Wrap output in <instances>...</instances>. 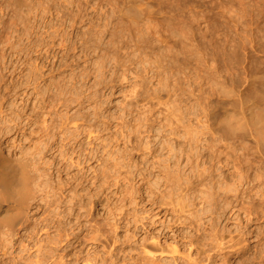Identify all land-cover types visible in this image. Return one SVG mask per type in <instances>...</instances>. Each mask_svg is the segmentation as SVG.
Masks as SVG:
<instances>
[{
	"label": "rangeland",
	"instance_id": "rangeland-1",
	"mask_svg": "<svg viewBox=\"0 0 264 264\" xmlns=\"http://www.w3.org/2000/svg\"><path fill=\"white\" fill-rule=\"evenodd\" d=\"M17 1L24 3L18 6ZM221 12L226 17L215 16ZM70 40L77 46L65 54L63 48ZM47 50V55L55 58L49 57L48 61L54 62L44 66ZM21 56L23 63L18 68ZM260 109H264V15L258 16L248 5L213 7L206 0H184L182 5L177 0H0V115H22L25 129L27 115H89V120L97 115L101 136L107 134L103 121L111 120L114 155L122 165L117 167L119 180L113 188V264H192L194 260L195 264H205L202 252L210 237L202 239L203 230L195 226L198 220L201 223L197 224L204 225L210 213H203L200 201L194 204V195L200 196L211 184L210 177L208 181L205 175L206 180L196 176L199 170L206 174L205 165L212 166L207 162L212 151L219 147L224 151L221 133L226 135L224 142L236 143L235 151L229 169L222 168L225 158L219 159L222 165L218 159L213 161L221 168L214 175L217 179L219 171L230 173L234 167L240 175H249L246 185L254 189L250 199L245 198L246 206L240 207L248 205L254 207L252 212L259 211L251 217L255 220L248 229L254 232L244 236L243 243L250 245V251L244 258L235 256L231 263L257 256L256 264H264V179L260 180L264 178V145H255L251 137L241 140L239 135L247 133L241 130L249 132L248 125L246 130L244 125L239 128L235 124L233 128L238 130L232 129L233 133L223 121L230 115L242 117ZM193 126L201 135L213 138L207 142L211 152L194 151L198 161L193 158L191 163L184 152L188 150L185 137ZM36 129L32 126L29 130ZM173 130L180 137L176 143ZM12 139L17 140V147L13 150L4 144L6 153L10 150V154L20 156L31 151L28 139L21 140V132ZM150 150L155 154L149 155ZM165 172L171 179L166 180ZM90 206L86 208L87 219L99 223V240L79 247L88 260H75L71 254L67 264H104L105 212L102 205ZM241 212L237 214L245 222ZM237 223L225 219L221 227L233 229ZM174 248L176 253H172Z\"/></svg>",
	"mask_w": 264,
	"mask_h": 264
},
{
	"label": "bare ground",
	"instance_id": "bare-ground-1",
	"mask_svg": "<svg viewBox=\"0 0 264 264\" xmlns=\"http://www.w3.org/2000/svg\"><path fill=\"white\" fill-rule=\"evenodd\" d=\"M206 1H208V4L212 5L213 7H217V6L223 7L229 5L243 7L245 5H248L252 8H255L258 11V16L264 15V0H206ZM177 2L179 5H182L184 0H177ZM17 3L18 6L19 5L22 6L24 2L17 1ZM181 13L182 16H184V13L182 11ZM215 16H217L218 18L226 17V15L223 12L217 13L215 14ZM74 44H75L74 41H71L66 47L63 48L65 50L64 51L65 54H69L70 50L73 47L75 48V46H77V44L73 46ZM47 52L48 50L46 51V55ZM23 56L25 57V55ZM47 56L48 57H46V60H44L41 65L44 66L46 64L51 65L54 62V61L51 62V60L48 61L49 57H53L51 53ZM21 58L22 56L18 59V63H20L18 64V68L23 63V62L21 63L22 61ZM73 62L74 61H72V63ZM76 84L77 83H75V85ZM66 88H68V86ZM70 89H71V85L68 90L70 91ZM46 97L48 96L46 95ZM88 117L89 115H27L28 129H25V127H23L22 124L23 123L22 115H6V116L0 115V264H67L66 259L70 257L71 254L72 257H74L73 259L80 260L81 258V260L85 262V260H88L89 258H86L85 255H83L84 251L82 249H79V247H81V245L82 246L88 244L92 245L94 242H97L96 240H99V238L97 239L99 231H101L99 230V223L97 221H95L97 224L96 223L94 224L92 220L87 219L89 216V212L87 214L86 208L89 207V205H91L92 207H95L96 205L103 206L105 212L103 218L104 229H105L104 245L107 246L106 247L107 249L104 248V250H106L105 252L106 256L104 255L105 259L104 258L103 259H104V264H113V253L115 249L111 245L112 237H113L112 232L114 228L113 219L115 214L113 212V210H115L113 208V204H114L113 188L116 182H118L119 180L118 177H116L117 167H120L122 165H120L121 163L120 161L118 162V159H115V155H114V150L112 145L111 120L109 118H106L107 120L103 121L102 124L104 125V130L105 131L107 130L106 132L107 134L101 136L99 130H97L98 126L96 125L97 115H94L92 120L91 119L89 120ZM226 118H224L225 120L223 119V121L226 124L224 126L230 128L228 132L231 131L232 129L238 130L236 128H233L236 127L237 125L239 128L243 127L244 125L243 128L247 130V128H245L246 127L245 124H246L248 125L247 127L249 128V132L245 130H241L243 132H247L239 135L241 136V138L243 136V139L241 140L250 139L249 137H251L253 139V140L251 139L252 143L254 142L255 145H261L259 147L262 148V145H264V109H260V111L258 112L251 110V114L242 115V117L241 116L236 117L235 115L232 116L230 115V117H228L227 119ZM186 119L185 122L188 121L189 118L187 120ZM181 121L182 120L177 119L178 123H180ZM32 126H35L37 129L30 131L29 129ZM170 126L171 128L173 127V129L175 127L174 125H170ZM184 127L185 126H183V128ZM193 128L194 126L192 127V130H189L187 132V137H185L186 140L188 141V147H187L188 150L185 149L186 152L184 153L186 154L185 156L186 158H188L187 160H189V162H191V159L194 158L196 153L199 154L201 152L200 149L202 151L204 150L208 151L209 150V146L207 145L209 143L208 141H211L209 139L213 138L207 136L205 137V134L201 135L199 132H197L198 130L195 131L193 130ZM22 131H24L25 133H23ZM19 132H21L22 134L21 140L28 139L27 144L30 143L29 147L31 151L26 153H21L20 156H14L13 154H10L11 152L10 150L8 151L9 153L8 152L6 153L2 149V146L6 144L10 146V148L12 147L13 150L16 149L17 145H15V143L17 142V140L13 141V139L11 140V137L12 135H15ZM177 132L178 131H176L175 133L174 131L172 133V135H175L176 137L175 143L176 140L178 141L177 138H180L177 136ZM217 135L219 134L217 133ZM234 135L236 134H233L232 137H234ZM219 136H221L220 144L222 141L223 143H225V148L223 147L224 151L219 150L220 147L216 148L215 151H212V153L209 154L207 160L208 164L210 163L212 164V166L205 165L208 166V170L206 169L207 171H205L207 175L205 173H202V170L201 171L199 170L198 175L196 176L200 180L203 179L205 176H207L208 178L205 177V180L207 178L208 181L210 177L211 187L207 186L210 187V189L207 188L208 189V190L206 189L207 191L204 189L203 190L204 192H201L202 191L201 189L203 188H199L201 190L200 196H197L196 194L197 192L196 193H194V191L192 192L193 194H196L194 195L195 196L194 202L198 200L202 203V205H204L203 208H201V210L205 214L210 213V216H208V218L210 219L205 221L204 223L202 222L204 225L197 224L198 222H200L198 220L195 227L198 228V230L200 231L203 230V232L200 235L202 239H204V237H206V239L210 237V241L208 240L209 243L206 244L207 249H203V252L201 250V252L205 254L204 257V259L206 260V262H204L205 264H234L231 263V261L235 256L239 258L240 256L242 257L247 256V253L250 251V245L243 243L245 242L244 236H246L247 238L252 232H254V231H249L248 229L252 225L251 223H253V221L255 220L254 218L251 217H253V214L257 211L252 212V210H254L253 209L254 207L248 208V205L247 208L240 207L241 205L246 206L245 198L250 199L249 197L251 194L250 192L254 189V186L252 187V185L250 186L249 184L248 186L246 185L247 183H249L248 182V180L250 179V178L248 179L249 175L242 176L243 173L240 175L241 172L239 173L238 168L234 167L233 169L234 171L230 170L231 171L230 173H226L228 172L227 170L224 173L223 171H219L222 173L220 174V177L216 179L214 175L215 170L216 169L220 170L221 168L214 166L215 164L213 165V161L215 159L219 160L225 158L224 162H226V164L223 162L225 165H222L220 163V160L219 163L220 165H222V168H224L225 166L228 167V163L231 162L230 160H232L230 159V157L234 156L235 150L233 148V145L236 144V143H233V145H231L232 143L228 144V141H226L227 142L226 144V142H224L226 139L225 133L223 134L221 133V135ZM236 136H237L236 139H238L239 136L238 135ZM203 140L205 141L204 142L205 144H202ZM170 142H172V139ZM165 145L166 144H164V146ZM167 145L166 148L169 147V145L168 146ZM243 147L246 146L244 145ZM259 147L257 149H259ZM249 148L250 147H248V149ZM209 151L211 152V149ZM261 152H263V150ZM148 154L152 155L153 152H151L150 150V153ZM182 154L179 156H182ZM257 155L259 156L261 154H257ZM116 158H119V156ZM145 158L147 159V157ZM198 158L201 157L198 156ZM194 160L197 159L194 158ZM194 160L192 161L194 162ZM242 162H240V165L244 167L245 164H241ZM94 163H97V166H94ZM172 163L174 164V161ZM248 163L250 162L248 161ZM235 165H237V163ZM157 167L158 166H156V169ZM193 168H195V166ZM198 169H200V167ZM251 169L249 168L248 170ZM191 170L194 171L192 168ZM145 171L148 170L146 169ZM240 171L243 172L244 170H240ZM195 172L197 173V171ZM254 173H256V170ZM245 174L247 175V173ZM164 176L166 180H169L168 178L171 179L172 177V175L166 172ZM261 176L259 177V179L261 178ZM252 177L255 178L254 176ZM193 179L191 180L194 181ZM263 179L264 178L262 177V179L260 180ZM200 180L197 181L198 184L202 183V181ZM255 180L256 178L252 181L255 183ZM231 181H233L235 184L233 183L234 185H232ZM205 182L206 184H209V182L208 183L207 181ZM191 183L189 182L190 185ZM206 184L204 185L205 187ZM195 187H196V191H198L197 186ZM261 189L262 188H260V191ZM245 195L246 197H243ZM257 198L259 197L257 196ZM256 200L257 199H255V201ZM260 201L262 202V200ZM251 202L248 204H252ZM194 204L197 205L196 202ZM194 204L193 207L195 206ZM258 204L262 206V203H258ZM260 205L259 207H261ZM194 211L192 210V212ZM202 211H200V213ZM241 211L244 213V216L246 218L245 222H243L244 219L242 220V217L240 218V214H237V212H241ZM197 213L198 211H196L195 214ZM257 213L256 216H260L257 215ZM191 215H193V213ZM84 219H87L85 221L86 224L88 225L83 224ZM199 219L201 220V218ZM225 219L226 220L233 219L236 220V222L238 223L237 225H235L233 229L221 227V223ZM101 227L103 226L101 225ZM84 232H86L85 235L83 234ZM100 235L102 236V234ZM157 245L155 244V246ZM68 248L69 249L71 248L70 252L67 251ZM88 251L90 252V250ZM176 252L177 250L174 248L172 253H176ZM87 256L90 257L89 255ZM256 259L257 256L253 258H250V256H248L244 261L237 262V264H256ZM93 261L94 260H92V262ZM173 261L175 262L176 260ZM145 264H154V263L148 261ZM155 264H158V262ZM192 264H195V260L194 262H192Z\"/></svg>",
	"mask_w": 264,
	"mask_h": 264
}]
</instances>
